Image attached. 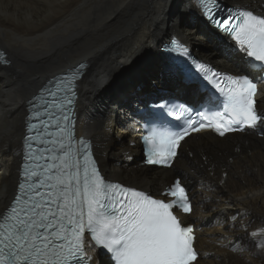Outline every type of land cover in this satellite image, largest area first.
I'll list each match as a JSON object with an SVG mask.
<instances>
[{"label":"bare ground","instance_id":"1","mask_svg":"<svg viewBox=\"0 0 264 264\" xmlns=\"http://www.w3.org/2000/svg\"><path fill=\"white\" fill-rule=\"evenodd\" d=\"M223 1L264 15L262 0ZM170 39L225 73L249 65L210 28L195 0H0V52L10 62L0 63V214L15 193L29 100L83 63L77 136L92 140L104 174L154 196L181 175L193 203L184 220L196 227L197 264H262L264 136L248 130L223 139L191 135L170 169L142 165L134 131L140 109L154 95L204 101L164 55ZM260 96L257 109L264 111V89ZM89 255L92 264H110L96 249Z\"/></svg>","mask_w":264,"mask_h":264},{"label":"snow or ice","instance_id":"2","mask_svg":"<svg viewBox=\"0 0 264 264\" xmlns=\"http://www.w3.org/2000/svg\"><path fill=\"white\" fill-rule=\"evenodd\" d=\"M195 5L248 58L247 74H222L198 63L197 71L222 97L220 106L197 111L199 120L187 116L180 131L151 129L144 137L148 164L171 167L182 142L205 129L220 137L245 130L264 136V111L256 101L264 82V15L239 9L220 17L218 0H195ZM169 43L171 51L187 53L182 42ZM4 57L0 52V62L8 63ZM85 68L81 63L58 78L55 90L42 89L43 103H34L27 117L19 180L0 214V264H92L89 251L95 248L109 254L112 264H197L202 254L194 247V227L180 218L193 212L181 179L160 192L164 198L111 182L92 142L76 137L73 117ZM257 247L264 248V241Z\"/></svg>","mask_w":264,"mask_h":264},{"label":"rangeland","instance_id":"3","mask_svg":"<svg viewBox=\"0 0 264 264\" xmlns=\"http://www.w3.org/2000/svg\"><path fill=\"white\" fill-rule=\"evenodd\" d=\"M17 68H18V67H17ZM242 73H243L242 71H239V72H237L236 74L239 75V74H242ZM155 87H158V86H155ZM162 87L168 88V87H170V86H162ZM155 89H156V88H155ZM158 89H161V87H158ZM148 98H149V97H147V98L145 97V101L148 100ZM137 101L139 102L138 99H137ZM137 113H138V111H137ZM263 138H264V137H259V139H263ZM184 151L187 153L186 149H184L183 152H184ZM181 152H182V150H181ZM186 153H184V154H186ZM184 154H183V155H184ZM181 160H182V157H181ZM199 167H200V165H199ZM190 168H191V170H193V168H192L191 166H190ZM149 169L158 171V170L155 169V168H149ZM173 173H174V175H175V174H184V173H182V172H180V171H176V172H173ZM184 175H185V174H184ZM176 176L181 177V179H182V176H181V175H176ZM108 178H109V177H108ZM109 179H111V178H109ZM182 184L185 185V184L183 183V180H182ZM185 186H186V185H185ZM186 187H187V186H186ZM158 189H159V188H158ZM260 262H261L262 264H264V257H262V259H260Z\"/></svg>","mask_w":264,"mask_h":264},{"label":"water","instance_id":"4","mask_svg":"<svg viewBox=\"0 0 264 264\" xmlns=\"http://www.w3.org/2000/svg\"><path fill=\"white\" fill-rule=\"evenodd\" d=\"M215 31L218 32V33H220L218 30H215ZM180 75L183 78L182 82H184L188 78V74L185 71H183V70H180ZM143 161H144V158L142 157V162Z\"/></svg>","mask_w":264,"mask_h":264}]
</instances>
